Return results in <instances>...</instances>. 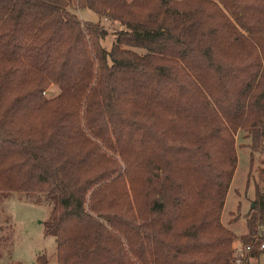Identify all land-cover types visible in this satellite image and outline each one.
<instances>
[{
    "label": "trees",
    "instance_id": "16d2710c",
    "mask_svg": "<svg viewBox=\"0 0 264 264\" xmlns=\"http://www.w3.org/2000/svg\"><path fill=\"white\" fill-rule=\"evenodd\" d=\"M238 144L258 175L241 232L221 219ZM261 153L264 0H0V200L49 206L51 264L257 256Z\"/></svg>",
    "mask_w": 264,
    "mask_h": 264
},
{
    "label": "rangeland",
    "instance_id": "374dc122",
    "mask_svg": "<svg viewBox=\"0 0 264 264\" xmlns=\"http://www.w3.org/2000/svg\"><path fill=\"white\" fill-rule=\"evenodd\" d=\"M79 14L84 19H96L88 9L79 10ZM112 25L105 22L109 32ZM108 42L107 40L106 43ZM58 91L56 85H51L46 95L50 97ZM236 150L237 165L227 191L221 219L227 223V219L232 215L236 220L231 226L241 232L245 228V213L255 198L258 175L254 170L248 174L251 165L249 148L238 144ZM259 158L264 160V153H261ZM259 186L264 192V181H260ZM48 215L49 206L44 202L15 196L0 200V264H37L35 258L39 253H45L47 256L48 262L45 264L55 262L54 235L44 231L43 221ZM258 264H264V251L260 253Z\"/></svg>",
    "mask_w": 264,
    "mask_h": 264
},
{
    "label": "built area",
    "instance_id": "2783aa9c",
    "mask_svg": "<svg viewBox=\"0 0 264 264\" xmlns=\"http://www.w3.org/2000/svg\"><path fill=\"white\" fill-rule=\"evenodd\" d=\"M259 247H264V241L260 243ZM250 249V244H239L236 248L235 257L232 264H258L257 262L251 261L254 256L250 254Z\"/></svg>",
    "mask_w": 264,
    "mask_h": 264
},
{
    "label": "crops",
    "instance_id": "0c3cea01",
    "mask_svg": "<svg viewBox=\"0 0 264 264\" xmlns=\"http://www.w3.org/2000/svg\"><path fill=\"white\" fill-rule=\"evenodd\" d=\"M261 253V252H260ZM260 253L257 256H254L251 261L257 262L258 263V258L260 256Z\"/></svg>",
    "mask_w": 264,
    "mask_h": 264
},
{
    "label": "water",
    "instance_id": "95a60500",
    "mask_svg": "<svg viewBox=\"0 0 264 264\" xmlns=\"http://www.w3.org/2000/svg\"><path fill=\"white\" fill-rule=\"evenodd\" d=\"M254 203H253V201L251 202V205H253Z\"/></svg>",
    "mask_w": 264,
    "mask_h": 264
}]
</instances>
